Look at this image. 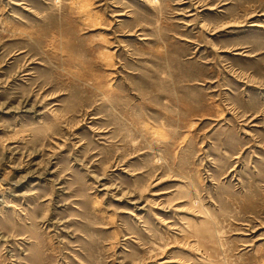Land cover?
Returning a JSON list of instances; mask_svg holds the SVG:
<instances>
[{
    "label": "rangeland",
    "instance_id": "1",
    "mask_svg": "<svg viewBox=\"0 0 264 264\" xmlns=\"http://www.w3.org/2000/svg\"><path fill=\"white\" fill-rule=\"evenodd\" d=\"M0 264H264V0H0Z\"/></svg>",
    "mask_w": 264,
    "mask_h": 264
},
{
    "label": "bare ground",
    "instance_id": "2",
    "mask_svg": "<svg viewBox=\"0 0 264 264\" xmlns=\"http://www.w3.org/2000/svg\"><path fill=\"white\" fill-rule=\"evenodd\" d=\"M254 25H256V24H254Z\"/></svg>",
    "mask_w": 264,
    "mask_h": 264
}]
</instances>
